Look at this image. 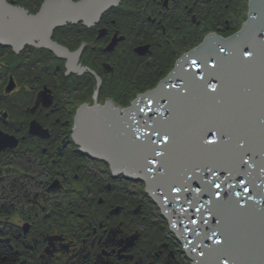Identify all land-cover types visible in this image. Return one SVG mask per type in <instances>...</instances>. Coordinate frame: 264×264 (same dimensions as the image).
Returning a JSON list of instances; mask_svg holds the SVG:
<instances>
[{
  "label": "flooded vegetation",
  "instance_id": "obj_1",
  "mask_svg": "<svg viewBox=\"0 0 264 264\" xmlns=\"http://www.w3.org/2000/svg\"><path fill=\"white\" fill-rule=\"evenodd\" d=\"M7 1L36 14L46 0ZM250 2L118 0L92 25L55 27L62 53L0 44V236L21 264H194L146 181L114 174L74 133L96 106L124 116L156 89L159 58L193 31L243 26Z\"/></svg>",
  "mask_w": 264,
  "mask_h": 264
},
{
  "label": "water",
  "instance_id": "obj_2",
  "mask_svg": "<svg viewBox=\"0 0 264 264\" xmlns=\"http://www.w3.org/2000/svg\"><path fill=\"white\" fill-rule=\"evenodd\" d=\"M117 1L46 0L38 13L31 14L23 7L0 0V44L16 50L28 44L47 46L62 53L64 49L51 39L55 27L80 21L92 25ZM250 6L248 20L241 30L230 37L210 33L199 47L179 60L176 69L156 89L140 95L124 116L116 117L118 110H111L109 105L96 106L91 109L93 118L81 123L74 133L84 151L108 161L114 174L125 172L129 178L146 181L147 191L158 202L172 229L185 243L194 264H206L200 252L212 246L215 237H209L216 224L209 215L212 207L209 195L203 190L196 192L198 187H202L200 176L203 171L195 173L196 178L190 180H185L183 174L186 171L191 174L195 164L212 163L208 155L198 148V138L194 135L196 132L202 134V130L209 127L214 133L209 138L218 142L216 148L220 151L217 155L225 162H236L232 146L242 135L248 139L249 147L255 154L253 159L257 163L250 162V167L246 166L253 183L247 184L248 193H242V200L249 212L240 214L227 209L223 228L227 233L226 246L235 253L236 264H264V243L257 244L258 239L263 238L264 241V210H260L264 209V191L260 188L264 175L259 171L264 166V43L257 45L252 61L242 64L239 60V50L251 41V35L256 31L264 33V0H251ZM252 17L256 18L255 22L250 21ZM219 47H224L225 52L219 53ZM208 51L216 53L219 60L220 66L216 71L223 80L221 87L218 86L215 96L206 97L193 89L186 99H179L177 94L183 91L184 83L180 78L185 72L193 70L191 60L196 59L199 63ZM212 62L215 61L209 63ZM70 66L73 68V64L69 63ZM203 67L201 65V69ZM198 75H203V71ZM173 85L177 87L173 88ZM150 100L151 104L148 103ZM141 108L146 111L140 112ZM169 108L171 114L166 111ZM158 113L168 117V127L175 137L168 145L161 143L152 133L156 126L154 121L163 123ZM202 118L208 121L207 125L203 126L205 120ZM231 122L238 125L236 130L230 129ZM133 131L137 132L143 144L148 143L150 136L155 141L156 150L163 153L162 157H155L157 164L152 165L154 170L151 173L143 165L145 153L131 139ZM221 132L224 133L223 137ZM5 145L0 141V148ZM161 161L163 168L160 167ZM241 171H245V168H241ZM223 179L224 176H221ZM170 180L183 184L185 190L171 192L168 187ZM228 182L236 184L235 180ZM235 191H242V186H236ZM249 196L251 200H248ZM173 201L179 205L178 212L169 204ZM193 205L203 206L201 213H197ZM202 216L203 220L208 221L207 224L203 223ZM191 220L197 223L192 224Z\"/></svg>",
  "mask_w": 264,
  "mask_h": 264
},
{
  "label": "snow or ice",
  "instance_id": "obj_3",
  "mask_svg": "<svg viewBox=\"0 0 264 264\" xmlns=\"http://www.w3.org/2000/svg\"><path fill=\"white\" fill-rule=\"evenodd\" d=\"M250 21L255 22L256 18L252 17ZM264 43V33L256 31L251 35V41L245 44L239 50V60L240 62L246 63L252 61L257 52V45ZM219 53H224L225 48L219 47ZM210 61H215L209 63ZM192 71L185 72L184 76L180 79L183 83V91L178 93L179 99H186L191 90H197L203 96H215L218 90V86L221 87L223 80L221 74L216 71L220 66L219 60L217 59L216 53L208 51L204 54L203 58L200 59L198 63L196 59L191 60ZM203 65V69H201ZM203 71V75H198L199 72ZM215 81V83H213ZM176 88V85L172 86ZM149 104L152 103L150 100ZM140 112H145L146 109H139ZM171 114V109H166ZM160 120L163 122L154 121L156 124L152 129L153 135L160 139V142L168 145L171 140H173L174 134L168 127V117H164L162 113H158ZM220 131V129H217ZM214 135L212 129L209 127L202 130V134L198 137V148L206 153L209 159L212 161L211 164L205 163L193 165L192 173L189 174L188 171L184 172L183 176L185 180L195 179V173L203 171V175L200 176V182L202 187H198L196 192L199 193L202 190L206 192L210 199L209 203L212 207L209 209V215L215 221L216 228L212 229V246L206 248L200 252V256L204 258L206 264H236L235 253L231 248L227 247V233L225 232L223 225L225 222L224 213L227 209H232L240 214H248L249 209L247 208L245 202L242 200V193H248L249 188L247 184L253 183L251 179V173L247 171V167L251 164H256V160L253 159L255 155L251 148L249 147V141L245 136H240L237 138L232 146L233 153L236 157L235 163H228L221 159L217 154L220 150L216 148L217 141L210 139ZM224 133L221 132V137ZM132 141L135 145L140 147V150L144 152L143 165L147 172H153L152 165L157 164V159L155 157H162L163 153L159 152L155 148V141L148 137V143L143 144L140 140V136L137 135L136 131L132 132ZM160 167L163 168V162L161 161ZM241 168H245V171H241ZM159 171V169H157ZM261 175H264V166L259 169ZM221 176L224 179L221 180ZM248 178L245 179L244 177ZM166 177V176H163ZM162 177V178H163ZM235 180L236 184H229V180ZM167 180V179H166ZM219 181V182H218ZM236 186H242V191H235ZM256 187V185H253ZM169 190L173 193H180L184 191L183 184L178 183L175 180H170L168 183ZM262 191H264V182L260 185ZM222 189H224L222 191ZM252 197L249 196L248 200ZM187 203H192L187 201ZM195 207V205H193ZM202 207H195L197 213H201ZM184 211V209H181ZM264 210V209H260ZM203 220V216H202ZM192 224H196V220L190 221ZM203 223L207 224V220H203ZM175 225H173L174 227ZM194 231V230H193ZM194 250V249H193Z\"/></svg>",
  "mask_w": 264,
  "mask_h": 264
},
{
  "label": "rangeland",
  "instance_id": "obj_4",
  "mask_svg": "<svg viewBox=\"0 0 264 264\" xmlns=\"http://www.w3.org/2000/svg\"><path fill=\"white\" fill-rule=\"evenodd\" d=\"M222 27V28H220ZM243 26H209L208 27V32H204V34L196 36V32L193 31L191 35L193 36L192 42L191 43H185L183 44L179 49L176 54L175 59L169 63V58H159L158 59V68L157 70L159 71L156 75V88L160 85V83L166 79L175 69L178 64V61L187 53L191 52L194 48L199 47L206 37L211 33V32H217L222 36L225 37H230L239 30H241ZM176 31L179 35L183 33H189V30L185 28L184 26H176ZM192 31V30H191ZM156 217V226L159 225V222L157 221ZM6 229V227L4 228Z\"/></svg>",
  "mask_w": 264,
  "mask_h": 264
},
{
  "label": "trees",
  "instance_id": "obj_5",
  "mask_svg": "<svg viewBox=\"0 0 264 264\" xmlns=\"http://www.w3.org/2000/svg\"><path fill=\"white\" fill-rule=\"evenodd\" d=\"M16 249L9 239L0 236V264H21V254Z\"/></svg>",
  "mask_w": 264,
  "mask_h": 264
},
{
  "label": "bare ground",
  "instance_id": "obj_6",
  "mask_svg": "<svg viewBox=\"0 0 264 264\" xmlns=\"http://www.w3.org/2000/svg\"><path fill=\"white\" fill-rule=\"evenodd\" d=\"M205 111H206L207 113H209L208 110H205ZM205 111H204V112H205ZM206 112H205V113H206ZM207 124H208V123H207ZM237 126H238V125H235V123H232V124H230L229 127H230V129L234 128V129L236 130V128H238ZM200 132H201V131H200ZM235 132H236V131H235ZM194 135L196 136V138H198V137L201 135V133H199V132L197 133V132H196ZM194 140H196V139H194ZM250 144H252V142H251ZM254 238H255V237H253V239H254ZM255 243H256V242H255ZM263 243H264L263 238H262V239H258V243H257V244H263Z\"/></svg>",
  "mask_w": 264,
  "mask_h": 264
}]
</instances>
